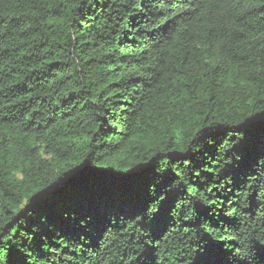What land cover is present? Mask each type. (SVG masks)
Segmentation results:
<instances>
[{"label":"trees","instance_id":"trees-1","mask_svg":"<svg viewBox=\"0 0 264 264\" xmlns=\"http://www.w3.org/2000/svg\"><path fill=\"white\" fill-rule=\"evenodd\" d=\"M261 108L264 0H0V223L27 235L60 205L106 208L105 227L83 240L49 231V259L120 264L143 231L124 170ZM198 147L204 165L231 159L208 138ZM262 151L252 140L248 162ZM152 243L157 264H179L192 242Z\"/></svg>","mask_w":264,"mask_h":264},{"label":"snow or ice","instance_id":"snow-or-ice-1","mask_svg":"<svg viewBox=\"0 0 264 264\" xmlns=\"http://www.w3.org/2000/svg\"><path fill=\"white\" fill-rule=\"evenodd\" d=\"M203 138L231 159L221 155L216 167L204 165L198 147ZM254 139L264 145V108L250 113L239 127H208L187 148H179V156L154 155L141 161L143 167L125 169L127 175L119 179L129 182L132 230L143 231L137 249L122 256L120 264H157L158 249L152 242L165 233L167 239L179 235L192 242L186 245L187 255L181 253L189 264H264V151L259 164L248 162ZM189 174L200 182L198 193L190 191ZM106 215V208L99 206L63 204L54 219L37 218L34 227L25 230L27 235L12 228L15 221L5 220L0 223V264H52L44 239L49 231L83 240L105 227ZM96 264H105V257L97 256Z\"/></svg>","mask_w":264,"mask_h":264}]
</instances>
